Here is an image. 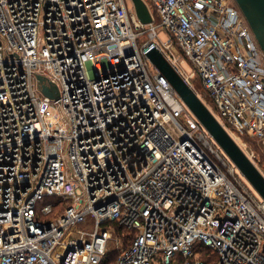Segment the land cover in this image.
<instances>
[{"label":"built area","instance_id":"1","mask_svg":"<svg viewBox=\"0 0 264 264\" xmlns=\"http://www.w3.org/2000/svg\"><path fill=\"white\" fill-rule=\"evenodd\" d=\"M143 1L0 0V264H264V200L146 57L258 166L264 51L235 0Z\"/></svg>","mask_w":264,"mask_h":264},{"label":"water","instance_id":"2","mask_svg":"<svg viewBox=\"0 0 264 264\" xmlns=\"http://www.w3.org/2000/svg\"><path fill=\"white\" fill-rule=\"evenodd\" d=\"M131 2L139 21L143 24L150 23L152 17L146 3L143 0H131ZM235 2L251 27L262 51H264V0H235ZM146 57L160 75L166 78L188 110L206 129L260 198L264 200V172L230 136L196 91L184 80L158 48L150 49L146 53ZM37 79L45 96L52 99L58 98V89L55 84L41 75H38Z\"/></svg>","mask_w":264,"mask_h":264},{"label":"rangeland","instance_id":"3","mask_svg":"<svg viewBox=\"0 0 264 264\" xmlns=\"http://www.w3.org/2000/svg\"><path fill=\"white\" fill-rule=\"evenodd\" d=\"M125 1H126V5H127L128 8H131L133 6L131 0H125ZM154 17H155L154 22L158 23V21H159L158 17L156 15H154ZM158 35H159V38L161 40H163V41L167 40V38H168V35L166 34L164 29H162V28L158 29ZM149 67L152 69V71H154V69L151 66H149ZM183 67L185 68V70L187 72H190L193 69V67L189 63H184ZM197 80L198 79H195L194 82H193V85H195V89L197 91L195 89L194 90L196 92H198L203 98H207L204 88L202 87V85L199 84V82ZM179 120H180L181 123H185V120H184L183 117L180 118ZM248 146H249L250 150L254 151V154H255V157H256L255 161L258 163L259 168L261 167V169H262L261 171H264V158H262V155H264V145H258L255 142H253V143L252 142H248ZM243 180L247 184L249 189L256 195V197L259 198L260 196L258 195V193L252 188V186L246 181V179L244 177H243ZM53 201H54L53 197H49V198L46 197L41 202L43 204L44 203L47 204V203H52Z\"/></svg>","mask_w":264,"mask_h":264},{"label":"trees","instance_id":"4","mask_svg":"<svg viewBox=\"0 0 264 264\" xmlns=\"http://www.w3.org/2000/svg\"><path fill=\"white\" fill-rule=\"evenodd\" d=\"M199 82V84L201 85L200 81L197 80ZM201 87V86H200ZM194 89H195V85H194ZM196 90V89H195ZM197 91V90H196ZM245 138V141L248 143V142H255L252 138H248V137H244ZM256 143V142H255ZM262 158H264V155H262ZM258 164V163H257ZM259 166V165H258ZM261 168V167H260ZM112 257V255H110Z\"/></svg>","mask_w":264,"mask_h":264}]
</instances>
